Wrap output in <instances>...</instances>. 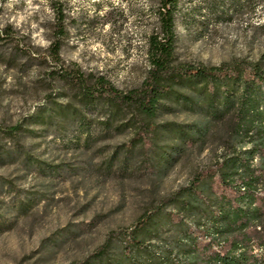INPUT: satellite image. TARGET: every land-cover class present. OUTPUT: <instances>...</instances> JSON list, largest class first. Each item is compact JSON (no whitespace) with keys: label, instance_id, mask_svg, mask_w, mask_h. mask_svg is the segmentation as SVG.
Segmentation results:
<instances>
[{"label":"rangeland","instance_id":"obj_1","mask_svg":"<svg viewBox=\"0 0 264 264\" xmlns=\"http://www.w3.org/2000/svg\"><path fill=\"white\" fill-rule=\"evenodd\" d=\"M56 1L65 16L60 63L51 55ZM158 7L159 0H0V264H131L135 254L127 256L119 233L215 163L217 143L203 152L194 146L159 173L154 144L134 147L149 119L85 95L62 75L80 70L89 86L102 78L123 93L139 89ZM214 11L204 0L181 1L174 64H264V0ZM194 120L177 111L156 122Z\"/></svg>","mask_w":264,"mask_h":264},{"label":"trees","instance_id":"obj_2","mask_svg":"<svg viewBox=\"0 0 264 264\" xmlns=\"http://www.w3.org/2000/svg\"><path fill=\"white\" fill-rule=\"evenodd\" d=\"M181 1L159 0V29L149 38L150 69L139 89L123 93L102 78L89 86L80 70L62 75L85 95H105L149 119L138 129L134 147L154 144L152 165L159 173H167L189 148L203 152L217 143L211 167L119 233L127 240V256L135 254L131 264H264V64L234 59L219 66H176ZM241 1L248 0L204 3L213 13L218 6L240 7ZM52 8L57 38L51 55L60 63L65 16L60 2H52ZM177 111L196 120L157 124L162 112ZM108 248L107 243L99 259Z\"/></svg>","mask_w":264,"mask_h":264}]
</instances>
